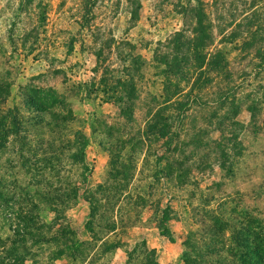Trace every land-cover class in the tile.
<instances>
[{"label":"rangeland","instance_id":"374dc122","mask_svg":"<svg viewBox=\"0 0 264 264\" xmlns=\"http://www.w3.org/2000/svg\"><path fill=\"white\" fill-rule=\"evenodd\" d=\"M134 1L0 0V264L264 263V0L205 1L202 76L190 1Z\"/></svg>","mask_w":264,"mask_h":264},{"label":"trees","instance_id":"16d2710c","mask_svg":"<svg viewBox=\"0 0 264 264\" xmlns=\"http://www.w3.org/2000/svg\"><path fill=\"white\" fill-rule=\"evenodd\" d=\"M140 0H135L133 4V7H131V11L129 12L131 16V21H137L139 18V11L141 8ZM190 3L183 7V11L180 13L184 20L189 17L192 20V29L190 30V35L187 37L186 31H180L175 34V36L168 41L166 44L167 49L173 50V55L170 58L171 54H168V56L164 57L165 67L167 69H173L176 70L177 73L181 72L184 66H188L190 68H193L196 70V72L200 73L199 75H204L203 69L205 67H209L210 69H216L221 70L222 72H225L227 69V60L225 55L219 51L214 56H210L208 54L210 48L213 46L214 42V33H213V25L212 22L208 18V14L205 10V6L207 4L205 3L206 0H189ZM195 3V4H193ZM253 23L250 25V30L253 29ZM258 28V27H257ZM186 40V41H185ZM110 47V46H109ZM108 47V48H109ZM188 50L192 57H189L186 59L185 56L180 55L183 50ZM102 52L97 54L98 61H100V57L102 56ZM131 59V62L134 64H137L139 62V57H136L134 55H131L129 57ZM264 59V56H263ZM187 60V63H186ZM126 62V61H124ZM126 65H121V68L124 70H119L116 73H120L119 78L116 79L115 83L116 85L120 84L122 81H125L128 83L132 90V96L134 97V91L136 90L135 87V79L131 76L129 73V68L125 67ZM176 68V69H175ZM175 71V72H176ZM111 72V71H110ZM114 72V71H113ZM171 74L169 71L168 77L170 78ZM182 79H186L185 75L182 74ZM198 79V78H197ZM106 84V81L103 80V84ZM108 83V82H107ZM111 92H119L118 89L115 87L112 88ZM117 102L123 104V101L116 100ZM125 108L123 107L122 112L126 113L131 111V107H133V100L129 99L126 100ZM168 222L167 217H165L163 222V234L167 233L169 231L166 223ZM264 264V263H263Z\"/></svg>","mask_w":264,"mask_h":264}]
</instances>
